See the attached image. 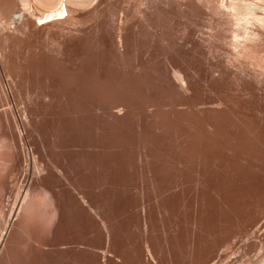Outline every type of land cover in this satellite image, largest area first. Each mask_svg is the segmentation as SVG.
Segmentation results:
<instances>
[{"label":"bare ground","instance_id":"1","mask_svg":"<svg viewBox=\"0 0 264 264\" xmlns=\"http://www.w3.org/2000/svg\"><path fill=\"white\" fill-rule=\"evenodd\" d=\"M0 264H264V0H0Z\"/></svg>","mask_w":264,"mask_h":264},{"label":"rangeland","instance_id":"2","mask_svg":"<svg viewBox=\"0 0 264 264\" xmlns=\"http://www.w3.org/2000/svg\"><path fill=\"white\" fill-rule=\"evenodd\" d=\"M95 15H97V14H95Z\"/></svg>","mask_w":264,"mask_h":264}]
</instances>
